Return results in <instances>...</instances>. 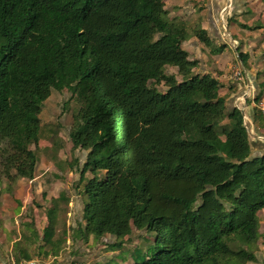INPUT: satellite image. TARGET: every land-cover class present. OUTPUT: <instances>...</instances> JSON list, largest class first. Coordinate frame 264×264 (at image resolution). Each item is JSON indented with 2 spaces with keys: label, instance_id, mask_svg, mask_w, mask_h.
<instances>
[{
  "label": "trees",
  "instance_id": "trees-1",
  "mask_svg": "<svg viewBox=\"0 0 264 264\" xmlns=\"http://www.w3.org/2000/svg\"><path fill=\"white\" fill-rule=\"evenodd\" d=\"M165 1L0 0V181L10 189L34 178L44 102L67 88L80 102L72 150L86 151L82 163H68L82 184L76 237L111 235L121 240L113 249L134 228L153 233L132 264L256 261L264 152L252 155L242 110L228 106L220 80L183 47L191 36L211 54L228 44L170 16ZM237 51L247 64L249 53ZM51 200L42 236L27 223L28 241L15 242L17 260L31 258L32 236L39 254L64 247L56 218L70 198Z\"/></svg>",
  "mask_w": 264,
  "mask_h": 264
},
{
  "label": "rangeland",
  "instance_id": "rangeland-1",
  "mask_svg": "<svg viewBox=\"0 0 264 264\" xmlns=\"http://www.w3.org/2000/svg\"><path fill=\"white\" fill-rule=\"evenodd\" d=\"M166 4L170 5V2H166ZM234 16L231 17L232 21ZM222 20L225 21V18L222 17ZM232 21L222 22L227 24L224 26L221 24L222 35L226 39H228L229 34L225 32V29L230 26ZM262 56L261 54L260 57ZM220 62H229L225 71L229 76L231 75L230 83L233 81L232 79L238 82L239 80L234 78L232 72L236 66H240L239 55L229 51L224 54ZM166 71L177 73V67L168 66ZM257 74L261 78L264 74V67ZM231 85L238 86V83L234 81ZM157 86L162 91L166 88L163 83ZM221 90H224L223 85ZM79 107L80 102L70 90L67 88L61 91L53 89L51 95L44 102L40 113L41 135L39 143L32 145L39 158L34 178H18L9 184L10 189H4V186L8 188V181H6V185L0 181V264H15L24 259H16L21 254L16 252L15 242L20 238L24 242L27 239L25 234L31 235L32 230L27 227V223L39 231L42 236L43 229L48 224L47 210L52 205L51 199L58 197L63 192L67 194L70 201L68 203L59 202L56 230L58 234L65 236L64 247L56 257L53 255L45 256L43 253L39 254L36 248L39 241H33L34 237L32 236V240L27 242L31 258H39L52 264H113L115 262L132 264L133 250L136 247L145 250L150 241L153 240V233L136 228L133 229L134 231L130 236L124 237V243L121 247L113 249L109 247V244L121 240L111 235H106L98 240L93 239L90 235L87 241L76 237L75 228L82 218V184H79L78 181L79 172L70 169L68 163L74 156L78 157L82 163L86 155V151L81 149L73 151L69 139L73 114ZM250 132L251 140H253V131ZM258 226L260 237L256 246L257 260L245 264H264V209L259 212ZM62 229H66L65 234Z\"/></svg>",
  "mask_w": 264,
  "mask_h": 264
},
{
  "label": "crops",
  "instance_id": "crops-1",
  "mask_svg": "<svg viewBox=\"0 0 264 264\" xmlns=\"http://www.w3.org/2000/svg\"><path fill=\"white\" fill-rule=\"evenodd\" d=\"M165 2H170V5L166 4L170 16L183 21L188 27L196 23L200 24L209 32L216 44H228L222 52L211 54L207 46L197 37L191 36L183 42V47L188 50L191 58L200 60L198 70L209 72L220 80L224 90L220 87L219 92L226 96L228 106L239 107L250 131H253L252 155L262 154L264 120L257 102L264 97V74L260 78L257 72L264 67V0H166ZM233 15L235 16L232 21ZM229 20L232 22L228 26L229 29H225L229 34L226 39L222 35L221 24L227 25L223 23L230 22ZM240 46L241 51L250 55L247 64H244L239 57V64L245 71L246 79L243 83L232 79L231 83L234 81L238 83V86H232L229 80L231 75L229 76L225 71L229 62L221 63L220 60L229 51L238 54L237 50ZM261 90H263L262 97L255 101V95Z\"/></svg>",
  "mask_w": 264,
  "mask_h": 264
},
{
  "label": "built area",
  "instance_id": "built-area-1",
  "mask_svg": "<svg viewBox=\"0 0 264 264\" xmlns=\"http://www.w3.org/2000/svg\"><path fill=\"white\" fill-rule=\"evenodd\" d=\"M232 75L234 76L235 79L242 81V82L245 81L246 79L245 71L240 66L234 68ZM257 107L260 109L261 113L264 115V97L257 102ZM245 123H246V119H245ZM259 137L262 138V136H259ZM15 264H52V263L49 261H44L39 258H31V259H23Z\"/></svg>",
  "mask_w": 264,
  "mask_h": 264
}]
</instances>
